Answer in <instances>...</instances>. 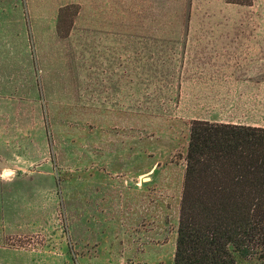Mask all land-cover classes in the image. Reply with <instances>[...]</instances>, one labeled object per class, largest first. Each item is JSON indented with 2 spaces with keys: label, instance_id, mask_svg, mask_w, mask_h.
Returning <instances> with one entry per match:
<instances>
[{
  "label": "rangeland",
  "instance_id": "1",
  "mask_svg": "<svg viewBox=\"0 0 264 264\" xmlns=\"http://www.w3.org/2000/svg\"><path fill=\"white\" fill-rule=\"evenodd\" d=\"M194 119L264 127V0H0V264H172Z\"/></svg>",
  "mask_w": 264,
  "mask_h": 264
},
{
  "label": "trees",
  "instance_id": "2",
  "mask_svg": "<svg viewBox=\"0 0 264 264\" xmlns=\"http://www.w3.org/2000/svg\"><path fill=\"white\" fill-rule=\"evenodd\" d=\"M172 264H264V127L194 119Z\"/></svg>",
  "mask_w": 264,
  "mask_h": 264
},
{
  "label": "crops",
  "instance_id": "3",
  "mask_svg": "<svg viewBox=\"0 0 264 264\" xmlns=\"http://www.w3.org/2000/svg\"><path fill=\"white\" fill-rule=\"evenodd\" d=\"M211 34H219L218 36H212L214 38L236 37V36H227V34H236V32H232V33L229 32L228 33L225 31H214ZM213 48H214L213 50H216L215 47H213ZM221 49H223L224 52H214L213 51V53L202 55V58H204V61H205L204 65H208V68L206 67L205 70L212 69V68L216 67L215 65H218V67L221 69H226V67L228 68L229 65L233 66L236 63H242V60L244 59L243 56L238 57L234 52L230 53V52H227L225 48H221ZM248 60L249 61H253V60L256 61L257 58H255V59L249 58ZM233 68H235V66ZM207 101H211V99H207ZM223 122H225V121H223Z\"/></svg>",
  "mask_w": 264,
  "mask_h": 264
}]
</instances>
